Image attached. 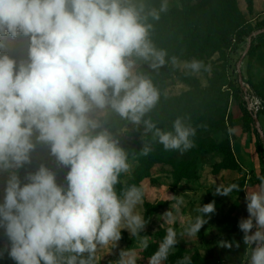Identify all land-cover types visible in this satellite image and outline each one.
Here are the masks:
<instances>
[{
	"label": "clouds",
	"instance_id": "9594fccd",
	"mask_svg": "<svg viewBox=\"0 0 264 264\" xmlns=\"http://www.w3.org/2000/svg\"><path fill=\"white\" fill-rule=\"evenodd\" d=\"M167 10V0L158 8L144 0H0V49L8 37L27 40L19 61L0 51V173L8 174L0 229L15 264H97V253L117 247L122 230L140 236L147 223L138 210L144 190L117 187L132 170L119 139L130 127L151 139L143 143L142 156L153 151V142L181 153L195 147L200 126L189 117L178 116L164 129L149 115L161 99L151 72L169 63L192 75L211 71L202 60L181 63L155 45L153 21ZM113 117L123 127L114 129ZM37 143L68 169L66 186L43 164L21 182L18 170L31 163ZM240 190L232 183L215 193ZM245 200L249 215L239 229L247 264H264V177ZM182 203L177 200V210ZM215 210L214 201L200 205L181 235L197 236L205 215ZM163 217L169 225L176 222L172 210ZM177 235L174 226L166 229L149 264L167 260ZM141 243L146 249L148 237ZM137 261L129 248L120 251L117 264Z\"/></svg>",
	"mask_w": 264,
	"mask_h": 264
},
{
	"label": "rangeland",
	"instance_id": "374dc122",
	"mask_svg": "<svg viewBox=\"0 0 264 264\" xmlns=\"http://www.w3.org/2000/svg\"><path fill=\"white\" fill-rule=\"evenodd\" d=\"M144 2L158 8L162 0ZM167 3L168 10L161 13L158 21H153L151 38L158 48L167 50L169 57H177L182 51H189V43L196 34L190 27H184L181 0H167ZM191 3L205 40L199 53L184 56L179 61L202 60L211 71L192 75L169 63L159 70L162 78L157 79L158 72H151L161 91V99L149 115L164 129H170L178 116L189 117V123L200 126L192 138L195 147L181 153L165 151L153 142V151L142 156L139 152L143 143L151 142L150 137L142 136V129L130 127L119 136L121 145L129 151L132 170L121 177L122 183L117 187L130 184L142 187L144 203L138 210L144 217L151 208L154 213L140 236L133 237L126 229L122 230L117 247L97 253V264H117L120 251L129 248L136 252L137 264H149V258L158 249L169 226L175 227L178 243L163 264H179L180 261L186 264L189 260L191 264H247L248 252L239 222L249 215L246 191L264 177V159L256 133L258 128L262 130L264 154V110L259 114V125L255 124L237 81L241 65L244 81L250 82L264 99V0H191ZM250 27L251 31L241 33L242 29ZM258 31L260 33L251 40V34ZM182 39L186 40L184 45H181ZM4 42L6 47L0 51L18 61L26 57V38L8 37ZM189 93L193 95L191 98L186 97ZM34 161H53L46 145L37 143L31 153L32 172L36 171ZM52 171L58 183L59 176L55 169ZM7 178V173H0V202ZM232 183L238 184L241 190L229 196L215 193L217 186ZM177 200L183 201L178 210ZM213 201L216 210L205 215L207 222L197 236L181 235L186 221L200 214L199 206ZM170 210L176 219L174 225H169L163 217ZM143 237H148L146 249L141 243ZM8 245L4 230L0 229V251L7 254ZM0 264L14 263L0 257Z\"/></svg>",
	"mask_w": 264,
	"mask_h": 264
},
{
	"label": "trees",
	"instance_id": "16d2710c",
	"mask_svg": "<svg viewBox=\"0 0 264 264\" xmlns=\"http://www.w3.org/2000/svg\"><path fill=\"white\" fill-rule=\"evenodd\" d=\"M181 3H182V17H183V20L185 22L184 27L185 26L190 27L195 32L196 37H192V39H191V41L189 43V45H190L189 51L188 52L182 51V54L180 53L181 55L179 54L177 56L178 58H182L184 56L187 57L190 54L199 53V51L202 49V47H200V45H202L204 40H205L203 35L201 34L200 27L198 28V26H197L198 23L200 24V21L196 18V14H195V11H194L195 9H194V7H193V5L191 3V0H181ZM251 30H252L251 27L247 28V29H242L241 33L245 34V33H248ZM194 42H196L197 45H194L193 44ZM185 43H186V40L182 39L181 40V45H184ZM160 78H162V72L161 71H159L157 73V79H160ZM246 83H247V81H246ZM237 84H238V82H237ZM249 84L253 87V89L259 95V93L256 90V88L250 82H249ZM238 88H240V87L238 86ZM192 96H193L192 93H189V94L186 95V97H189V98H191ZM248 114H249V112H248ZM249 116H250L251 120L254 122L253 116H251L250 114H249ZM258 118H259V115H258ZM122 125H123V121H120L119 118H117V117H113L112 126H113L114 129H118V128L122 127ZM256 133H257V137H258V143L260 145V153L262 155V158L264 159V154L262 153V149H261L263 147L262 146V140H261V134H260V132L258 130H256ZM41 164L45 165L50 170L55 169L57 174H58V176H59L58 184L66 186L67 182L65 180V176H66V173H67L68 169L63 167V166H61V165H59L58 162L56 161L55 157H53V161L52 162H39V161H34L33 162V165H34L36 170L39 168V166ZM32 171H33V168L29 164H25L23 169L21 168V169L18 170L17 174L20 177L22 183L26 182L25 181L26 174L29 173V172H32ZM153 213H154V208L153 209L151 208V209H149L146 212L144 219H145V221L147 223H148L149 219L152 217ZM0 253H2V252L0 251ZM0 257L5 259L8 263H14L15 264V261L12 260L8 256V254H6V253H2V255H0ZM186 264H191V261L190 260L187 261Z\"/></svg>",
	"mask_w": 264,
	"mask_h": 264
},
{
	"label": "built area",
	"instance_id": "2783aa9c",
	"mask_svg": "<svg viewBox=\"0 0 264 264\" xmlns=\"http://www.w3.org/2000/svg\"><path fill=\"white\" fill-rule=\"evenodd\" d=\"M243 80L241 82H239L238 80L237 82H238V86L242 89L241 91L243 94L242 96H243V101L245 103V107L251 116L259 115L264 110V99L260 95L257 94V92L249 84V82L247 83L250 87L253 97H251L250 99L246 98L244 96V90L242 88Z\"/></svg>",
	"mask_w": 264,
	"mask_h": 264
},
{
	"label": "water",
	"instance_id": "95a60500",
	"mask_svg": "<svg viewBox=\"0 0 264 264\" xmlns=\"http://www.w3.org/2000/svg\"><path fill=\"white\" fill-rule=\"evenodd\" d=\"M259 33H260V31L252 33L251 36H250L251 40H253L254 39V36L257 35V34H259ZM250 46H251V42L249 43V47ZM238 71H239V78H238V80H239V82H241L244 79L243 78V75L241 73V65H239ZM253 119H254V123L259 125L258 115H253ZM258 131L260 132V134H262V130L260 128H258Z\"/></svg>",
	"mask_w": 264,
	"mask_h": 264
},
{
	"label": "bare ground",
	"instance_id": "6f19581e",
	"mask_svg": "<svg viewBox=\"0 0 264 264\" xmlns=\"http://www.w3.org/2000/svg\"><path fill=\"white\" fill-rule=\"evenodd\" d=\"M242 88L244 90V96L248 99H250L252 96V92L250 90V87L248 85V83H246L244 80H243V85H242Z\"/></svg>",
	"mask_w": 264,
	"mask_h": 264
}]
</instances>
